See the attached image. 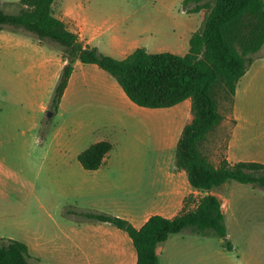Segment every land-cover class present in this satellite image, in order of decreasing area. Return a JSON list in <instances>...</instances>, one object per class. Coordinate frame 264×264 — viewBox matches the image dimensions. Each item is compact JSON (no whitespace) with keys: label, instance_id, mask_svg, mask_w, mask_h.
<instances>
[{"label":"rangeland","instance_id":"rangeland-1","mask_svg":"<svg viewBox=\"0 0 264 264\" xmlns=\"http://www.w3.org/2000/svg\"><path fill=\"white\" fill-rule=\"evenodd\" d=\"M17 1L0 0V10L16 13ZM74 1L57 0L53 6ZM79 1L99 30L90 46L115 60L137 48L185 55L191 34L199 30L204 18L202 12L186 14L183 0ZM263 55L264 48L255 58ZM78 65L75 79L86 73L87 80L114 83L122 93L115 80L97 66ZM25 69L15 55L0 51V241L24 243L30 260L55 264L72 225L91 221L82 212L124 220L129 214L159 212L162 207H167L163 214L176 212L178 205L170 206L176 199L174 184L180 192L189 184L185 172L174 168L175 145H170L165 130L156 136L147 128L128 125L121 129L115 119L121 113L129 115L128 109L116 96L106 102L101 86L92 91L73 87L57 111H51L47 106L53 84L41 83ZM253 102L264 111L263 99L257 96ZM230 106L228 97L219 98L223 115L229 114ZM160 110L157 119L165 124L171 115L169 110ZM230 124H221L205 144L203 152L214 163L223 157ZM101 140L109 141L112 150L97 170H83L78 154ZM138 160L142 161L138 166H130ZM212 194L222 198L225 239L231 250L222 238L186 229L170 238L173 241L164 247L159 264H264V190L228 181ZM199 199V194L191 196L188 206Z\"/></svg>","mask_w":264,"mask_h":264},{"label":"trees","instance_id":"trees-1","mask_svg":"<svg viewBox=\"0 0 264 264\" xmlns=\"http://www.w3.org/2000/svg\"><path fill=\"white\" fill-rule=\"evenodd\" d=\"M54 1L19 0L16 13L0 10V30L25 33L60 51L65 63L48 109L57 111L77 60L94 64L109 74L126 97L139 107L165 109L190 99L192 118L179 134L174 166L185 172L188 184L194 190L206 193L195 208L186 209L188 196L178 214L172 218L152 215L140 228L107 214L83 212L81 216L110 223L124 231L135 249V264H159L157 246L170 235L186 229L203 236L222 238L226 249L231 250L230 241L225 239L221 201L210 192L228 181L252 184L264 190V165L254 162L231 164L223 157L214 163L203 149L224 118L219 109V98L228 97L232 106L238 80L264 45V1L183 0L182 8L186 13L205 11L199 30L189 39V50L185 55L148 53L137 48L122 60L104 56L97 48L84 45L54 17L51 7ZM112 147L106 140L95 142L82 151L77 160L84 170H97ZM0 264L42 263L30 260L24 243L2 240Z\"/></svg>","mask_w":264,"mask_h":264},{"label":"crops","instance_id":"crops-1","mask_svg":"<svg viewBox=\"0 0 264 264\" xmlns=\"http://www.w3.org/2000/svg\"><path fill=\"white\" fill-rule=\"evenodd\" d=\"M56 1L57 0H55L51 6L54 17L63 22L70 32L75 33L84 45L90 46L94 39L98 36L99 30L93 19L88 18L83 12V6L80 1L76 0L73 4L54 7L53 5ZM200 12H202L203 15L205 14L204 10H200L197 13ZM197 13L186 14L192 15ZM23 34L25 33L0 30V51L15 55L21 64L26 66V74H31V77L38 79L41 83L47 84L48 86L53 84L54 88L59 73L65 63L61 58L60 51L55 47L41 44L32 37H30V39ZM263 48L264 45L260 51L263 50ZM263 59L264 58H260L259 60L255 58L248 70L238 80L230 112L227 116L224 115L221 122L222 125L231 122V124L227 127V138L225 140L223 151V158L231 164L238 162H254L264 165V111H259L256 108V103L253 102L257 96L264 100ZM78 64L83 63L78 60L74 62L72 73L61 100L73 87L78 89L85 88L91 91L95 90V88L99 86L104 87L103 99L106 100V102H108L111 97L113 99L116 96L122 105L128 109L129 115L124 117L121 113V115L116 117V125H118L121 129H126L128 125L133 126V128L136 129L140 127L145 129L147 128L151 134L156 136L161 135L162 130H165L166 139L170 142V145H176L183 126L189 123L192 118L190 111V99L184 100L183 102L170 108H165L166 110H169L171 120L164 124L161 119L158 120L156 116L158 112H162L160 109L142 108L133 104L122 90V93L119 91L114 83L108 82L104 85L100 80H87L85 75L86 73H84L81 78L75 79L74 70L76 69V66H79ZM35 69H39V71L36 72ZM29 71L31 73H29ZM32 73H36L38 75ZM136 116H142V122L135 119L134 117ZM125 118L128 120L130 119V122L124 121ZM221 124L220 126H222ZM31 128L34 129L35 124H33ZM104 160L102 164L104 163ZM139 162L142 161H134V163L130 166H138ZM175 170L178 169L175 168ZM170 182L172 184L175 183L172 178L170 179ZM174 185L176 188L173 191V194L176 199H174V202L172 200L170 201V206H178L176 212L171 214V216L163 214V211L167 209V207H162L159 212H148L147 210H143L132 215L129 214V216H126L125 218L130 224H132V226L140 228L152 215L157 214L166 218H172L178 214L184 206V198L188 196H195L196 194L203 197L206 194L205 192L194 190L190 185L185 186V190L180 192L177 189V184L175 183ZM210 193L212 194V191ZM218 198L221 201V210L223 213V201L221 196H218ZM196 204L197 202L188 207L193 209ZM70 231L71 232L65 236L66 242L61 245L62 253L57 256V259H55V264L136 263V252L131 239L124 231L117 229L110 223L83 221L79 224H73ZM172 236L174 235H170L164 242L157 246L156 254L158 259L166 244L173 241V239H170ZM65 253H72L74 255L66 256Z\"/></svg>","mask_w":264,"mask_h":264}]
</instances>
